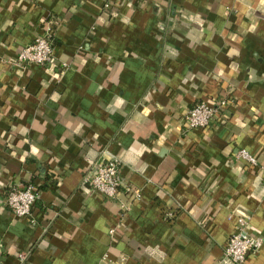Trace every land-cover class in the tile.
Returning a JSON list of instances; mask_svg holds the SVG:
<instances>
[{"label": "crops", "instance_id": "obj_1", "mask_svg": "<svg viewBox=\"0 0 264 264\" xmlns=\"http://www.w3.org/2000/svg\"><path fill=\"white\" fill-rule=\"evenodd\" d=\"M50 26L52 61L18 63ZM114 156L140 199L84 182ZM263 164L264 0H0V264H233L239 218L264 239ZM28 184L36 224L6 202Z\"/></svg>", "mask_w": 264, "mask_h": 264}, {"label": "built area", "instance_id": "obj_2", "mask_svg": "<svg viewBox=\"0 0 264 264\" xmlns=\"http://www.w3.org/2000/svg\"><path fill=\"white\" fill-rule=\"evenodd\" d=\"M51 26L45 34L38 37L32 43L25 46L17 56L18 63H34L46 65L54 57V46L52 41ZM228 104L227 99L217 101H202L191 107L184 119V127L187 130L194 128H206L213 119ZM104 153V151H103ZM237 157L244 159L248 163L256 166L258 161L254 155L246 149L237 151ZM122 161L119 157H112L109 160L95 161L91 170L84 177V182L89 184L94 190L108 198H116L121 190L131 193L134 199L141 198V191L133 189L121 175ZM264 169V164L261 166ZM39 198V193L34 184H28L24 187L13 186L6 195V202L13 214L17 217H28L31 223L36 224L33 218V205ZM125 211L131 209V204L123 206ZM172 217V214L170 213ZM249 220L239 218L236 231L230 236L225 249L224 257L229 259L233 264H249L248 256L251 253L258 252L263 246L264 239L254 236L248 232ZM114 229L110 233H114ZM24 255L20 254L21 260ZM112 264V263H107Z\"/></svg>", "mask_w": 264, "mask_h": 264}]
</instances>
